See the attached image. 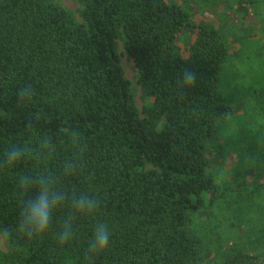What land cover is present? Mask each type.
Segmentation results:
<instances>
[{
    "label": "trees",
    "instance_id": "trees-1",
    "mask_svg": "<svg viewBox=\"0 0 264 264\" xmlns=\"http://www.w3.org/2000/svg\"><path fill=\"white\" fill-rule=\"evenodd\" d=\"M228 2L264 9V0ZM80 15L83 22L58 0H0V154L44 134L57 145L38 165L0 173V224L14 228L18 220L16 173L56 171L71 155L61 135L68 126L85 138L87 167L63 183L101 199L94 219H77L69 244L55 235L62 210L44 236L14 233L0 264H205L211 257L212 264H264V181L240 190L250 211L233 212L231 184L210 171V142L235 107L264 130V93L251 64L230 50L224 30L195 22L176 2L83 0ZM259 40L264 58V29ZM120 43L150 101L143 113ZM186 67L198 74L191 89L177 83ZM26 84L35 95L22 105L17 92ZM227 89L243 95L234 102ZM238 146L239 171L264 175V134L244 131ZM96 221L108 224L110 246L89 257Z\"/></svg>",
    "mask_w": 264,
    "mask_h": 264
},
{
    "label": "clouds",
    "instance_id": "clouds-1",
    "mask_svg": "<svg viewBox=\"0 0 264 264\" xmlns=\"http://www.w3.org/2000/svg\"><path fill=\"white\" fill-rule=\"evenodd\" d=\"M198 80V74L190 68H185L178 77V85L182 89L193 88ZM31 85H23L17 92L18 101L22 105L31 104L34 98ZM33 128V122L26 125ZM62 141L71 155L63 160L60 169L53 171L47 168H37L34 171L16 173V184L20 197V210L14 228L0 224V237L4 242L13 240L14 233L34 239L52 231L55 214L66 210L59 229L55 233L60 245H67L76 236L75 222L80 217L95 218L100 212L101 199L96 191L66 187L63 181L67 178L85 176L87 143L78 129L68 126L63 132ZM57 151L53 139L44 134L23 142L10 143L0 154V173L14 172L18 165L31 161L40 164L51 158ZM87 178V177H86ZM35 192L34 195L31 193ZM110 229L107 223L96 221L93 225V235L88 242L89 257L99 255L110 246Z\"/></svg>",
    "mask_w": 264,
    "mask_h": 264
},
{
    "label": "rangeland",
    "instance_id": "rangeland-1",
    "mask_svg": "<svg viewBox=\"0 0 264 264\" xmlns=\"http://www.w3.org/2000/svg\"><path fill=\"white\" fill-rule=\"evenodd\" d=\"M58 1L78 21L83 22V18L80 15L83 0ZM169 1L179 3L192 12L195 22L224 30L227 35L230 50L243 56L241 57L243 62L251 64L250 72L251 69L253 72L251 80L256 83L255 89L264 93V58L259 51V37L264 29V9L262 6H239L237 4L227 3V0H211L207 2L206 0ZM119 49L125 75L131 82L136 104L141 113H143L144 107L150 101L143 95L142 87L138 83L137 70L133 61L127 55L122 43L119 44ZM227 94L234 102L243 95L235 94L230 89H227ZM250 94H253V92H250ZM244 131L251 136L264 134L263 128L256 121L247 117L244 111H238V108L235 107L232 115L219 122V136L214 142H210V171L231 184L233 188L231 192V197L233 198L231 201L232 211L237 212L243 209L245 213H248L251 206L245 203L246 198L240 190L264 181V175L257 176L248 171H239L238 169L237 163L240 157L238 143ZM202 218L204 216L199 214L195 224L202 222ZM231 245L232 243L229 245L231 249L228 250L230 256L237 251V246ZM0 250L3 252H8L9 250L8 242L5 243L2 237H0ZM205 264H212V257L205 259Z\"/></svg>",
    "mask_w": 264,
    "mask_h": 264
}]
</instances>
